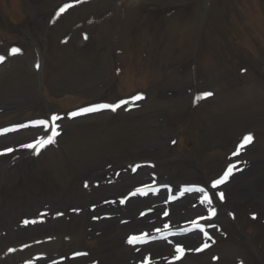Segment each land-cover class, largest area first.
Here are the masks:
<instances>
[{
  "label": "rangeland",
  "instance_id": "obj_1",
  "mask_svg": "<svg viewBox=\"0 0 264 264\" xmlns=\"http://www.w3.org/2000/svg\"><path fill=\"white\" fill-rule=\"evenodd\" d=\"M237 1L0 0V264H264V0Z\"/></svg>",
  "mask_w": 264,
  "mask_h": 264
},
{
  "label": "snow or ice",
  "instance_id": "obj_2",
  "mask_svg": "<svg viewBox=\"0 0 264 264\" xmlns=\"http://www.w3.org/2000/svg\"><path fill=\"white\" fill-rule=\"evenodd\" d=\"M67 7H70V5H65V8H67ZM64 10H65L64 8L61 9V11H64ZM17 52H19V49H16V48H13L12 49V53L13 54H15ZM3 59H4L3 57H0V62H2ZM37 66H39V65H37ZM204 95L205 96L211 95V93H205ZM139 98H142V97H137V99H139ZM199 98L200 97H197V99H199ZM118 106L119 105L101 104V105H98L96 107H89V108L82 109V110H80V112H73V113H71V115L72 116H77V115H81V114H84V113L97 111L100 108H112V110H115V108L118 107ZM59 119H60V117H58V116H53L52 117V121L53 122H55L56 120H59ZM35 123L38 124V125H47L48 124V121H38V122H35ZM21 127H23V126H21ZM56 128H58V125H55V123H53L52 135L47 136V138L37 139V140H35L32 143H28V144L21 145V147L28 148V149H36L37 152H38V150H39L40 147H43V146H45L47 144H50V143H54L55 142L54 141V136L59 134L56 131ZM243 139H244V142L245 143L246 142H250L251 141V135H248V136L244 137ZM242 146H243V144L241 145V147ZM6 151L7 152H11V151H13V149L9 148ZM231 170H232V166H230L229 169H228V172L225 173V179L227 178V175L231 172ZM223 182H224L223 179L216 180V181L212 182V187L215 188L218 184H221ZM219 195H220V198L223 199V194L220 193ZM204 199L209 204L211 203V199L207 195H205ZM212 215H215V209L214 208L212 209ZM201 231H203V229H201ZM134 239H135V237L130 238L129 239V243H132ZM207 246L208 245H204V247H207ZM176 252L178 253V255L175 257V259H179L180 256L183 255L184 249L182 247L177 246Z\"/></svg>",
  "mask_w": 264,
  "mask_h": 264
}]
</instances>
